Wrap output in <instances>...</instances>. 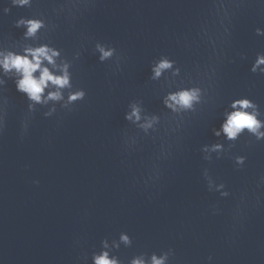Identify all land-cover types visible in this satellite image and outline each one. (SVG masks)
<instances>
[{
    "label": "water",
    "instance_id": "95a60500",
    "mask_svg": "<svg viewBox=\"0 0 264 264\" xmlns=\"http://www.w3.org/2000/svg\"><path fill=\"white\" fill-rule=\"evenodd\" d=\"M63 2L35 0L30 9L11 7L4 15L11 0H0V42L21 39L23 29L14 27L20 16H51V7ZM80 2L88 6L75 20L53 17L59 27L48 36L69 59L83 45L72 82L85 88V100L71 112L58 106L51 118L39 109L21 138L27 101L12 81L6 85L0 264H83L84 253L90 257L101 239L118 238L121 231L133 239L131 247L122 245L117 253L125 262L139 252L171 247L176 253L171 264H208L209 255L212 264H264V186L257 187L264 174V142L242 136L229 155L211 163L200 152L202 145L217 141L212 128H219L232 98L250 95L264 109V76L249 71L255 54L264 51V37L254 32L264 27V0H224L240 7L232 9L230 36L207 102L189 114L178 133L153 134L155 139L138 137L128 125L127 104L140 98L148 112H166L160 97L167 89L163 80H149L150 64L164 53L177 61L182 75L194 74L197 65L203 70L211 49L201 25H213V4L220 0ZM97 40L117 48L123 58L120 71L93 55ZM231 155L247 156L243 169L235 168ZM204 168L226 184L228 198L207 191ZM212 205L219 209L215 215Z\"/></svg>",
    "mask_w": 264,
    "mask_h": 264
},
{
    "label": "clouds",
    "instance_id": "9594fccd",
    "mask_svg": "<svg viewBox=\"0 0 264 264\" xmlns=\"http://www.w3.org/2000/svg\"><path fill=\"white\" fill-rule=\"evenodd\" d=\"M35 0H11L10 6H5L3 14L7 15L11 7L32 8ZM88 4L80 0H64L63 3L51 7V16L46 13H34L31 16H20L14 21V27L23 29L21 39L11 43L0 42V134L5 128L6 108L9 98L5 95L6 85L12 81L15 91L20 93L27 101V115L21 121V138L27 134L31 116L39 109H46L42 115L45 118L53 117L58 110L73 111V106L84 101L87 92L83 87L73 84L72 68L75 61L80 60L83 45L77 49L69 59L62 48L56 46L48 34L55 31L59 25L54 21L63 17L65 20H75L80 9ZM240 7L239 3H225L220 0L214 3V23L209 26L207 22L201 25L200 34L211 49L209 63L201 69L199 65L194 68V74L184 72L177 61L169 55L161 53L150 64L151 75L149 80L153 82L164 81L162 89L166 91L160 97V102L165 113L148 112L144 107V101L140 98L132 99L127 104L124 119L136 134L144 136L160 135L161 138L178 133L184 126L189 114H196L207 102V97L216 75V67L224 58L222 45L230 36L232 9ZM216 31L213 32L212 28ZM257 37H264V27L257 26L254 29ZM93 55H97L100 63L112 61L115 71H120L122 57L117 48L111 44L97 40L92 48ZM240 59L247 57L243 53L238 54ZM249 71L252 74L264 76V51L257 52L251 62ZM212 134L217 141L204 144L200 148L202 159L211 163L213 159L220 160L229 155L236 147L237 141L242 136L254 138V142H264V109L250 95H239L227 103L222 112V122L219 128L213 127ZM166 143V142H165ZM249 144L253 140L248 141ZM168 150L165 158L170 155ZM230 158L237 170L243 169L247 156L231 155ZM202 176L206 181L207 191L218 193L221 198H228L231 193L224 182H217L208 168L202 170ZM160 177L157 178L159 181ZM156 181V182H157ZM39 184L38 180L33 181ZM264 186V174L259 177L257 187ZM246 193L241 194L240 203L236 208L241 209L245 202ZM212 214L219 209L211 206ZM132 237L126 231H121L118 238L104 237L100 240L99 247L91 252V255H82L83 264H171L175 257V250L169 247L159 253L153 251L139 252L126 262L117 255L121 246L131 247ZM213 256L207 257L208 264H212Z\"/></svg>",
    "mask_w": 264,
    "mask_h": 264
}]
</instances>
